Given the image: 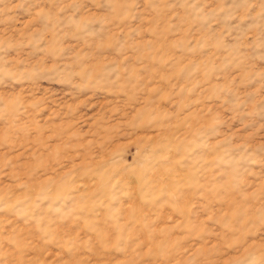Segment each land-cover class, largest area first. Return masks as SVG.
<instances>
[{
    "label": "rangeland",
    "instance_id": "1",
    "mask_svg": "<svg viewBox=\"0 0 264 264\" xmlns=\"http://www.w3.org/2000/svg\"><path fill=\"white\" fill-rule=\"evenodd\" d=\"M0 264H264V0H0Z\"/></svg>",
    "mask_w": 264,
    "mask_h": 264
}]
</instances>
